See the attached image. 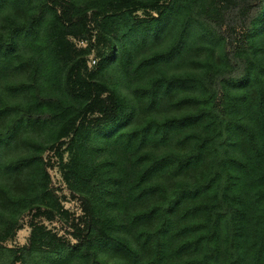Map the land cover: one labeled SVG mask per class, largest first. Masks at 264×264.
Segmentation results:
<instances>
[{"label":"trees","instance_id":"trees-1","mask_svg":"<svg viewBox=\"0 0 264 264\" xmlns=\"http://www.w3.org/2000/svg\"><path fill=\"white\" fill-rule=\"evenodd\" d=\"M0 264H264V0H0Z\"/></svg>","mask_w":264,"mask_h":264},{"label":"rangeland","instance_id":"rangeland-1","mask_svg":"<svg viewBox=\"0 0 264 264\" xmlns=\"http://www.w3.org/2000/svg\"><path fill=\"white\" fill-rule=\"evenodd\" d=\"M51 175H52V176L55 175L54 171L51 172ZM53 180H56V178H54ZM25 237H26L25 232H21V233H19L18 236H17V238H16V240H15V244H19V245H20V244H23L24 241H25Z\"/></svg>","mask_w":264,"mask_h":264}]
</instances>
